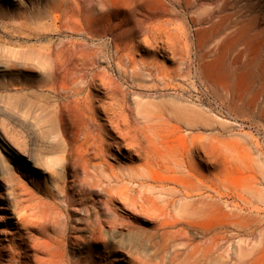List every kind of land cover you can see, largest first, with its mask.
I'll return each instance as SVG.
<instances>
[{"label": "rangeland", "instance_id": "rangeland-1", "mask_svg": "<svg viewBox=\"0 0 264 264\" xmlns=\"http://www.w3.org/2000/svg\"><path fill=\"white\" fill-rule=\"evenodd\" d=\"M0 197L1 264H264V0H0Z\"/></svg>", "mask_w": 264, "mask_h": 264}, {"label": "bare ground", "instance_id": "bare-ground-1", "mask_svg": "<svg viewBox=\"0 0 264 264\" xmlns=\"http://www.w3.org/2000/svg\"><path fill=\"white\" fill-rule=\"evenodd\" d=\"M79 102H80V101H79ZM108 109H109V108H108ZM103 113H104V111H103ZM113 113H114V112H113ZM115 113H116V112H115ZM104 114H105V113H104ZM145 115H146V118H147V114H146V112H145ZM151 115H152V114H151ZM81 116H84V115L81 114ZM113 116H114V115H113ZM116 116H117V115H116ZM117 117H118V116H117ZM117 117H116V118H117ZM158 117H160V116H158ZM162 117H163V116H162ZM96 118H98V117H96ZM143 118H144V117H143ZM153 118H154V117H153ZM153 118H152V117L150 118V116H149V119H153ZM100 119H102V118H100ZM111 119H112V118H110V120H109L110 123L114 126V128L118 129V125L115 123L114 120H111ZM156 119H157V118H156ZM159 119H160V118H159ZM170 119H171V118H169V120H170ZM119 120H120V119H119ZM146 120L149 121L148 119H146ZM124 121H125V120H124ZM142 121H143V120H142ZM144 121H145V120H144ZM147 121H146V122H147ZM152 121H153V122H152ZM152 121L150 120V122L155 123L154 120H152ZM157 121H158V119H157ZM162 121H163V120H162ZM79 122H80V121H79ZM88 122H89V125H88L87 127L85 126L86 129H85V132H84V138H83L84 141H85V143H84V145H85L84 153H85L86 155H91L92 158L95 159V160H101V162L98 163V164H93V165H92L91 168H93V172H94V173L90 171L91 173H93L92 175H90L89 172H88L89 169H88V167H87L88 163L85 161V162H84V165H83V171H84V175H85L86 178L88 177V178H90V179H92V180H95V178H96V179H98V181H101V179L103 180L104 178H99V177L102 175V174H101L102 172L100 171V170H101L100 168H101V167H102V168H103V167H107V164H106V158L108 157V155L106 154V152H105V150H104V147L107 146V144H106V138H103L104 134H103L102 124H99V123H97L96 121H94V120H92V119H91L90 121H88ZM160 122H161V121H160ZM165 122H166V121H165ZM167 122H169V121H167ZM125 123H126V122H125ZM152 123H151V124H152ZM161 123H162V122H161ZM77 124H78V123H77ZM147 124L149 125V122H147ZM147 124H145V126H146ZM167 124H169V123H166V127L168 128V125H167ZM142 125H143V124H142ZM173 125H174V124H173ZM173 125H171V126H173ZM107 126H108V125H107ZM120 126H122V125H120ZM169 126H170V125H169ZM123 127H124V126H123ZM173 127H176V126H173ZM147 128H148V127H147ZM149 128H150V127H149ZM170 128H172V127H170ZM147 130H150V129H147ZM151 130H152V129H151ZM171 130H172V129H171ZM178 130H179V129H178ZM111 131H112V130H111ZM66 132H67V131H66ZM112 132H113V131H112ZM7 133H8V132H7ZM71 133H72V132H71ZM114 133H115V132H114ZM131 133H132V132H131ZM72 134H73V133H72ZM72 134H70V135H72ZM146 134H147V133H146ZM7 135H8V134H7ZM113 135H114V134H113ZM74 136H75V135H74ZM66 137H67V136H66ZM111 137H112V136H111ZM70 138H71V137H70ZM137 138H138V137H137ZM80 139H81V138H80ZM109 139H110V138H109ZM126 139H127V138H126ZM67 140H69V139H67ZM72 140H73V139H72ZM113 140H117V139H113ZM120 140H121V139H120ZM151 140H152V139H151ZM135 141H136V140H135ZM72 142H73V141H72ZM123 142H124V141H123ZM123 142H122V143H123ZM128 143H129V142H128ZM128 143H127V144H128ZM67 144H68V143H67ZM137 144H139V143H137ZM115 145H117V144H115ZM63 146H64V145H63ZM113 146H114V145H113ZM127 146H128V145H127ZM16 148H17V147H16ZM109 148H110V147H109ZM130 148H131V147H130ZM134 148L136 149L135 146H134ZM137 148H138V147H137ZM154 148H156V147H154ZM132 149H133V148H132ZM90 150H91V151H90ZM112 150H113V149H112ZM128 150H129V149H128ZM64 151H65V150H64ZM118 151H120V150H118ZM152 151H153V149H152ZM167 151H168V150H167ZM171 151H172V149H171ZM171 151H170V152H171ZM107 152H108V151H107ZM129 152H130V151H129ZM138 152H139V151H138ZM140 152H141V151H140ZM153 152H154V151H153ZM178 152H179V150H178ZM141 153H142V152H141ZM158 153H159V152H158ZM174 153H175V151H174V152H171V154H173V155H174ZM179 153H180V152H179ZM71 154H72V153H71ZM159 154H162V153H159ZM166 154L168 155V156H166V157H169V158H170L169 155H171V154H169V153H166ZM166 154H165V155H166ZM176 154H177V153H176ZM176 154H175V156H177L176 158L179 159V158H178V155H176ZM140 155H141V154H140ZM162 155H163V154H162ZM165 155H163V156H165ZM68 156H69V155H68ZM146 156H147V155H146ZM136 157H137V155H136ZM141 157H142V156H141ZM147 157H148V156H147ZM155 157H156V156H155ZM155 157H152V159H153V158L155 159ZM173 157H174V156H173ZM182 157L185 158L184 156H182ZM186 157H187V156H186ZM163 158H164V157L161 158V156H158L157 159H160V160L162 159V161L164 162ZM176 158H175V159H176ZM142 160H143V159H142ZM147 160H151V158H150V159H147ZM168 160H169V159H168ZM179 160H181V159H179ZM179 160H175V161L178 162V164H179ZM2 161H3V160H2ZM67 161H70V160L67 159ZM73 161H74V160H73ZM88 161H89V159H88ZM154 161H155V160H154ZM165 161H166V160H165ZM171 161H173V162L175 163L174 159H172V158H171V160H169V162H171ZM3 162H5V161H3ZM3 162H2V163H3ZM142 162H143V161H142ZM155 162H156V161H155ZM67 163H68V162H67ZM158 163H159V162H158ZM174 163H173V165H174ZM182 163H184V162H181V165L179 164L178 166H182ZM6 164H7V163H6ZM69 164H70V163H69ZM170 164H171V163H170ZM185 164H186V163H185ZM187 164H189V163H187ZM163 165H164V164H163ZM173 165H172V166H173ZM5 166H6V165H5ZM66 166H67V165H66ZM66 166H65V167H66ZM69 166H71V165H69ZM76 166H77V165H76ZM165 166H166L167 168H168V167L170 168L169 165H168V166L165 165ZM176 166H177V164H176ZM7 167H8V166H7ZM71 167H72V166H71ZM158 167H159V166H158ZM162 167H163V166H162ZM155 168H156V167H155ZM173 168H174V166L172 167V169H173ZM181 168H182V167H181ZM181 168H180L179 171H181ZM8 169H9V167H8ZM72 169H73V168H72ZM157 169H159V168H157ZM163 169H165V167H164ZM177 169H179V168H177ZM187 169H189V168H187ZM74 170H75V168H74ZM13 171H14V170H13ZM13 171H12V172H13ZM77 171H78V170H77ZM123 171H125V170H123ZM128 171H129V170H128ZM161 171H162V170H161ZM166 171H167V170H166ZM168 171H170V170H168ZM177 171H178V170H177ZM182 171H184L183 168H182ZM99 172H101V173H99ZM121 172H122V170H121ZM125 172H126V171H125ZM131 172H132V170H131ZM131 172H130V174H131ZM154 172H155V171H154ZM154 172H153V173H154ZM171 172H172V171H171ZM171 172H170V173H171ZM5 173H6V171H5ZM10 173H11V171H10ZM10 173H9V175L7 174L9 177H10ZM78 173H79V172H78ZM80 173H81V172H80ZM116 173H117V171H116ZM118 173H119V172H118ZM134 173H135V172H134ZM166 173H167V172H166ZM76 174H77V173H76ZM81 174H82V173H81ZM120 174H121V173H120ZM3 175H4V174H3ZM73 175H74V174H73ZM78 175H80V174H78ZM98 175H100V176H98ZM118 175H119V174H118ZM121 175H122V174H121ZM135 175H136V174H135ZM138 175L140 176V174H138ZM148 175H149V174H148ZM148 175H147V176H148ZM157 175H158V174H157ZM173 175H175V174H173ZM179 175H180V174H179ZM179 175H177V176H179ZM185 175H186V174H185ZM4 176H6V175H4ZM97 176H98V177H97ZM104 176H105V174H104ZM104 176H103V177H104ZM166 176H167V174H166ZM177 176L175 175V177H177ZM19 177H20V176H19ZM113 177H114V176H113ZM113 177H112V178H113ZM120 177H121V176H120ZM131 177H132V176H130V178H131ZM175 177L173 176V179H175ZM182 177H183V176H182ZM182 177H181V175H180V177H177V178H182ZM4 178H5V177H4ZM14 178H15V176H14ZM14 178H12V179L14 180ZM60 178H61V177H60ZM108 178H109V177H108ZM118 178H119V177H118ZM118 178H117V180H118ZM121 178H123V176H122ZM133 178H135V176L132 177V179H133ZM139 178H142V177H139ZM154 178L156 179V177H154ZM177 178H176V179H177ZM2 179H3V178H2ZM114 179H116V177H115ZM128 179H129V178H128ZM137 179H138V178H137ZM137 179H136V180H137ZM152 179H153V178H152ZM170 179H171V178H170ZM170 179H168V180H170ZM15 180H16V179H15ZM17 180H18V179H17ZM106 180H107V179H106ZM126 180H127V179H126ZM130 180H131V179H130ZM144 180H145V177H144ZM147 180H148V178H147ZM177 180H179V179H177ZM133 181H134V179H133ZM133 181H132V183H133ZM159 181H160V180H159ZM170 181H172V179H171ZM179 181L182 182L181 179H180ZM16 182H17V181H16ZM71 182H72V181H71ZM73 182H74V181H73ZM88 182L90 183V181H88ZM107 182H108V181H107ZM112 182H113V181H112ZM115 182H116V181H115ZM137 182H138V180H137ZM154 182H155V181H154ZM180 182H179V183H180ZM12 183L15 184L14 182H12ZM12 183H11V185H12ZM63 183H64V182H63ZM97 183H98V182H97ZM141 183H142V182H141ZM155 183H156V182H155ZM157 183H158V182H157ZM163 183H164V182H163ZM179 183H178V184H179ZM7 184H8V182H7ZM66 184H67V183H66ZM143 184H144V183H143ZM159 184H160V183H159ZM59 185H60V184H59ZM141 185H142V184H141ZM144 185H145V184H144ZM17 186H18V185H17ZM53 186H54V185H53ZM139 186H140V185H139ZM158 186H159V185H158ZM183 186H184V185H183ZM183 186H181V187H183ZM54 187L57 188L56 186H54ZM140 187H141V186H140ZM142 187H143V186H142ZM17 188H18V187H17ZM87 188H88V187H87ZM98 188H99V187H98ZM161 188H162V187H161ZM163 188H165V186H164ZM184 188H185V187H184ZM12 189H13V187H12ZM53 189H54V188H53ZM59 189H60V187H59ZM88 189H89V188H88ZM95 189H96V188H95ZM100 189H101V188H100ZM166 189H167V188H165V191L167 192ZM185 189H186V188H185ZM57 190H58V189H57ZM66 190H67V189H66ZM134 190H136V189H134ZM168 190H169V189H168ZM182 190H183V189H182ZM187 190H188V189H187ZM132 191H133V190H132ZM163 191H164V190H163ZM169 191H170V190H169ZM18 192H19V190H18ZM36 192H37V191H36ZM60 192H63V191H60ZM166 192H165V193H166ZM174 192H175V189H174ZM12 193H13V192H12ZM12 193H10V194H12ZM16 193H17V192H16ZM40 193H42V192H40ZM47 193H48V192H47ZM67 193H68V192H66V194H67ZM101 193H102V192H101ZM106 193H107V191H106ZM137 193H139V192L134 193V195L137 194ZM163 193H164V192H163ZM177 193H178V192H177ZM179 193H180V192H179ZM179 193H178V194H179ZM52 194H53V192H52ZM61 194H62V193H61ZM102 194H103V193H102ZM115 194H116V193H115ZM167 194H169V193H167ZM174 194H175V193H174ZM174 194L172 195V189H171V196H174ZM44 195H45V194H44ZM47 195H48V194H47ZM50 195H51V194H50ZM57 195H58V194H57ZM59 195H60V194H59ZM116 195H117V194H116ZM122 195L124 196L125 194L123 193ZM127 195H128V194H127ZM144 195H145V194H144ZM179 195H181V194H179ZM182 195H183V193H182ZM61 196H63V195H61ZM104 196H106V194H105ZM176 196H177V195H176ZM12 197H13V195H12ZM49 197H50V196H49ZM49 197H48V198H49ZM59 197H60V196H59ZM59 197H58V199H60ZM114 197H115V196H114ZM129 197L131 198V195H130ZM134 197H135V196H134ZM137 197H138V196H137ZM137 197H136V198H137ZM165 197H166V196H165ZM165 197H164V198H165ZM168 197H169V195H168ZM174 197H175V196H174ZM177 197H178V196H177ZM187 197H188V196H187ZM0 198H1V197H0ZM15 198H17L16 195H15ZM19 198H20V197H19ZM53 198H54V197H53ZM111 198H112V197H111ZM111 198H110V199H111ZM127 198H128V196H127ZM139 198H141V196H140ZM142 198H143V197H142ZM169 198H170V197H169ZM175 198H176V197H175ZM182 198H183V197H182ZM67 199H68V198H67ZM113 199H114V198H113ZM121 199H122V198H121ZM146 199H147V198H146ZM166 199H167V198H166ZM173 199H174V198H173ZM173 199H172V200H173ZM199 199H201V198H199ZM16 200H17V199H16ZM16 200H15V201H16ZM62 200H63V199H62ZM132 200H133V198H132ZM140 200H141V199H140ZM143 200H144V199H143ZM168 200H169V199H168ZM181 200H182V199H180V201H181ZM197 200H198V199H197ZM201 200H202V199H201ZM201 200H200V201H201ZM22 201H23V200H22ZM59 201H61V200H59ZM108 201H109V200H108ZM163 201H164V200H163ZM177 201H178V200H177ZM13 202H14V201H13ZM13 202H12V203H13ZM23 202H25V201H23ZM62 202L64 203V201H62ZM111 202H112V201H111ZM114 202H115V201H114ZM128 202H129V200H128ZM139 202H140V201H139ZM164 202H165V201H164ZM183 202H184V206H185V207H184L183 205H182V206H183V208H185V210H186V209H191V208H192V209L194 208V210H195L196 208L198 209V207H196V206L193 207L192 205H190L189 208H187L188 206H186V205H187V204L189 205V203H191L190 201H189V203H186L185 200H184ZM183 202H181V204H183ZM198 202H199V200H198ZM202 202H203V200H202ZM12 203H11V204H12ZM102 203H104V202H102ZM122 203H123V202H122ZM129 203H130V202H129ZM141 203L143 204V202H141ZM167 203H169V202H167ZM194 203L197 204L196 202H194ZM194 203H192V204H194ZM200 203H201V202H200ZM14 204H15V203H14ZM20 204H21V203H20ZM68 204H69V203H68ZM123 204H124V203H123ZM169 204H170V203H169ZM173 204H174V203H173ZM165 205H166V204H165ZM136 206H138V205H136ZM141 206H142V205H141ZM141 206H140V208H141ZM163 206H164V205H163ZM171 206H172V204H171ZM21 207H22V206H21ZM105 207H106V206H105ZM112 207H114V206L112 205ZM122 207H123V206H122ZM166 207H167V206H166ZM179 207H181V206L178 205V207H177L176 209H178ZM200 207H201V206H200ZM3 208H4V207H3ZM5 208H6V207H5ZM7 208H8V207H7ZM107 208H108V207H107ZM107 208H106V209H107ZM181 208H182V207H181ZM183 208H182V209H183ZM109 209H110V207H109ZM137 209H138V208H137ZM141 209H142V208H141ZM163 209H164V208H163ZM176 209H175V210H176ZM182 209H181V210L178 209V210L181 211V212L179 211V212L181 213L180 215H182L184 212L186 213V212L188 211V210H186V211L182 212ZM197 209L195 210V213L197 214V213L200 212V214H202V211H201V210H199V212H196V211H198ZM200 209H201V208H200ZM111 210H112V209H111ZM138 210H139V209H138ZM164 210H166V209H164ZM178 210L175 211V212H178ZM202 210H204L203 207H202ZM247 210H248V209H247ZM247 210H246V211H247ZM113 211H115V210H113ZM169 211H171V210H169ZM190 211L192 212V210H190ZM190 211H189V212H190ZM246 211H245V212H246ZM107 212H108V211H107ZM117 212H118V211H117ZM179 212H178V213H179ZM247 212H248V211H247ZM169 213H170V212H169ZM173 213H174V212H173ZM178 213H177V214H178ZM187 213H188V212H187ZM195 213H194V217L197 216V215H195ZM252 213H254V212H252ZM106 214H107V213H106ZM165 214H166V213H165ZM171 214H172V213H171ZM192 214H193V212H192ZM200 214H198V215L200 216ZM109 215H110V214H109ZM111 215H112V214H111ZM163 215H164V214H163ZM178 215H179V214H178ZM178 215H177V216H178ZM180 215H179V218L181 219ZM187 215L190 216L191 214H186L185 216H184V215H183V216H184V217H188ZM233 215H234V214H233ZM112 216H113V215H112ZM166 216H167V214H166ZM166 216H165V217H166ZM191 216H192V215H191ZM28 217H29V215L26 214V213H24L23 215H20V218H21L20 223L27 222ZM120 217H121V216H120ZM171 217H172V216H171ZM175 217H176V213H175ZM194 217H193V218H194ZM3 218H4V217H3ZM15 218H16V217H15ZM122 218H123V217H122ZM166 218H167V217H166ZM188 218H192V217H188ZM176 219H177V217H176ZM66 220H67V219H66ZM125 220H126V219H125ZM174 220H175V219H174ZM183 220H185V219H183ZM196 220H197V219H196ZM198 220H200V218H198ZM116 221H117V220H116ZM122 221H123V219H122ZM169 221H170V220H169ZM103 222H104V221H103ZM123 222H124V221H123ZM165 222H166V220L163 221V224H164ZM171 222H173L172 224L176 223V222H174V221H171ZM177 222H180V221L177 220ZM189 222H190V221H189ZM189 222H187V223H189ZM66 223H68V221H67ZM105 223H106V222H105ZM125 223H126V221H125ZM181 223H182V222H181ZM184 223L187 224V223H186V220L184 221ZM191 223H192V222H191ZM48 224H49V222H48ZM102 224H103V223H102ZM172 224H171V225H172ZM232 224H235V223H232ZM17 225H18V222H17V221L12 222V220H11V221L8 223V227L6 228V231H4V232L0 231V236H4V239H3V240H1L2 237H1V239H0V256H1V252H2V251H6V250L11 251L12 254L15 253V250H16V246H15V244H14L15 241L12 239V238L14 237L15 234L12 233V232H13V231L15 232V231L18 229V228H17ZM44 225H46V227L49 226V225L47 226V224H44ZM51 225H52V224H51ZM67 225H68V224H67ZM67 225H66V226H67ZM122 225H123V224H122ZM164 225L166 226V224H164ZM164 225H162V226H164ZM167 225H168V224H167ZM104 226H105V225H104ZM168 226H170V225H168ZM173 226H174V225H173ZM173 226H172V227H173ZM180 227H181V226H180ZM182 227H183V226H182ZM182 227H181V228H182ZM188 227H189V226H188ZM33 228H34V227H33ZM164 228H165V227H164ZM60 229H61V228H60ZM74 229H75V228H74ZM182 229H183V228H182ZM40 230H41V229H40ZM178 230H179V229H178ZM180 230H181V229H180ZM180 230H179V231H180ZM185 230H187V229H185ZM28 231H29V230H28ZM64 231H65V230H64ZM82 231H83V230H82ZM175 231H176V230H175ZM183 231H184V230H183ZM183 231H182V232H183ZM19 232H20V231H19ZM53 232H54V230H53ZM56 232H57V231H56ZM76 232H77V231H76ZM79 232H80V231H79ZM221 232H222V231H221ZM37 233H38V232H37ZM43 233H44V232H43ZM59 233H60V231H59ZM59 233H58V234H59ZM98 233H99V232H98ZM102 233H105V232H102ZM162 233H164V232H162ZM165 233H166V232H165ZM180 233H181V232H180ZM183 233H184V232H183ZM231 233H233V232H231ZM32 234H33V233H32ZM38 234H40V233H38ZM46 234H47V233H46ZM48 234H49V233H48ZM48 234H47V235H48ZM84 234H86V233H84ZM100 234H101V232H100ZM100 234H99V235H100ZM216 234H217V233H216ZM226 234H227V233H226ZM20 235H21V234H20ZM47 235H46V236H47ZM49 235H50V234H49ZM217 235H219V234H217ZM223 235H225V234H223ZM42 236H43V235H42ZM50 236H51V235H50ZM187 236H188V235H187ZM211 236H212V235H211ZM214 236H215V235H214ZM221 236H222V234H221ZM15 237H16V236H15ZM17 237H19V236H17ZM20 237H21V236H20ZM69 237H70V236H69ZM163 237H164V236H163ZM163 237H162V238H163ZM168 237H171V235H170V236H167V235H166V238H168ZM215 237H216V236H215ZM54 238H55V237H54ZM70 238H71V237H70ZM86 238H87V237H86ZM174 238H175V236H174ZM209 238H214V237H209ZM221 238H222V237H221ZM221 238H220V239H221ZM172 239H173V234H172ZM172 239H171V240H172ZM207 239H208V238H207ZM29 240H30V239H29ZM83 240H84V239H83ZM85 240H86V239H85ZM102 240H103V239H101V241H102ZM176 240H178V239H176ZM179 240L181 241L182 239H179ZM179 240H178V241H179ZM187 240H188V239H187ZM201 240H202V239H201ZM201 240H200V241H201ZM205 240H206V239H205ZM205 240H204L203 242H205ZM212 240H213V239H212ZM212 240L209 239V240H206V242H208V241L210 242V241H212ZM90 241H91V240H90ZM160 241H161V240H160ZM189 241H190V240H189ZM189 241H188V242H189ZM2 242H6V245H3ZM24 242H25V241H24ZM80 242H81V241H80ZM103 242H104V241H103ZM170 242H171V241H170ZM219 242H221V241H219ZM223 242H224V241H223ZM29 243H30V242H29ZM93 243H94V242H93ZM95 243H96V242H95ZM163 243H164V242H163ZM168 243H169V242H168ZM168 243H167V244H168ZM176 243H177V242H176ZM25 244H27V243H25ZM54 244H55V243H54ZM86 244H87V243H86ZM167 244H166V245H167ZM178 244H179V243H177V245H178ZM180 244H181V243H180ZM200 244H201V243H200ZM207 244H208V243H207ZM207 244H206V245H207ZM214 244H215V243H213V245H214ZM236 244H238V243H236ZM16 245H17V244H16ZM28 245H29V244H28ZM177 245H176V246H177ZM186 245H187V243H186ZM204 245H205V244H204ZM204 245H203V246H204ZM216 245H217V244H216ZM238 245H239L238 247H239L240 249H239L238 247H237V248H238L239 250H241V248H243V247L245 246V245H244V246L241 247V243L238 244ZM251 245H252V244H251ZM253 245H254V244H253ZM29 246H30V245H29ZM158 246H159V244H158ZM160 246H161V243H160ZM162 246H164V244H163ZM162 246H161V248H162ZM178 246H179V245H178ZM188 246H189V245H188ZM198 246H199V245H195V246H194V249H195L196 247H198ZM226 246H227V245H226ZM233 246H234V245H233ZM249 246H250V243H249ZM17 247H18V246H17ZM35 247H36V246H35ZM183 247H184V246H183ZM183 247H182V248H183ZM190 247H191V246H190ZM234 247H235V246H234ZM252 247H253V246H252ZM255 247H256V246H254V248H255ZM32 248H33V247H32ZM67 248H68V247H67ZM85 248H86V247H85ZM166 248H167V247H166ZM166 248H165V249H166ZM191 248H192V247H191ZM200 248H202V247H200ZM200 248H199V249H200ZM203 248H204V247H203ZM214 248H215V247H214ZM232 248H233V247H232ZM235 248H236V247H235ZM250 248H251V247H250ZM250 248H248V249H250ZM24 249H25V248H24ZM33 249H34V248H33ZM71 249H72V248H71ZM189 249H190V248H189ZM226 249H227V248H226ZM238 249H237V250H238ZM31 250H32V249H31ZM170 250H171V248H170ZM190 250H191V249H190ZM224 250H225V249H224ZM231 250H232V249H231ZM252 250H253V249H252ZM26 251H27V250H26ZM33 251H34V250H33ZM161 251H162V250H161ZM164 251H165V250H164ZM164 251H163V253H164ZM166 251H167V250H166ZM191 251H192V250H191ZM198 251H199V250H198ZM226 251H227V250H226ZM241 251H242V250H241ZM241 251H240V252H241ZM22 252H23V251H22ZM34 252H36V251H34ZM86 252H87V251H86ZM183 252H184V254H185V253L188 252V251H186V252L183 251ZM201 252H202V251H201ZM227 252H228V251H227ZM230 252H231V251H230ZM233 252L235 253L236 251L233 250ZM240 252H238V253H240ZM8 253H9V252H8ZM29 253H30V252H29ZM29 253H28V254H29ZM67 253H68V251H67ZM163 253H162V254H163ZM165 253H166V252H165ZM189 253H190V252H189ZM222 253H223V252H222ZM224 253H226V252H224ZM241 253H243V251H242ZM246 253H247V252H246ZM26 254H27V253H26ZM198 254H199V253H198ZM247 254H249V253H247ZM39 255H40V254H39ZM68 255H70V254H68ZM137 255H138V254H137ZM187 255H188V254H187ZM218 255H219V254H218ZM237 255L239 256V259H240V258H241V257H240V254H237V252H236V256H237ZM30 256H31V255H30ZM160 256H161V255H160ZM195 256H197V255L195 254ZM225 256L227 257L226 254L224 255V257H225ZM228 256H229V255H228ZM230 256H231V255H230ZM248 256H249V255H248ZM10 257H11V255H10ZM12 257H13V255H12ZM28 257H29V256H28ZM55 257H56V256H55ZM64 257H65V256H64ZM68 257H69V256H68ZM78 257H79V256H78ZM219 257H220V255H219ZM233 257H234V256H233ZM243 257H245V254L243 255ZM7 258H9V257H7ZM15 258H16V257H15ZM128 258H129V256H128ZM131 258H132V257H131ZM131 258H130V259H131ZM161 258H162V256H161ZM194 258H195V257H194ZM20 259H21V258H20ZM73 259H74V258H73ZM75 259H76V258H75ZM79 259H80V258H79ZM84 259H86V258H84ZM139 259H140V256H139ZM227 259H228V258H227ZM230 259H231V258H230ZM235 259H236V258H235ZM239 259H238V260L236 259L237 264H242V261L240 260V261H241V262H240ZM242 259L245 260V259H248V258L246 257V258H242ZM6 260H7V259H6ZM12 260H13V259H11L10 262H11ZM135 260H136V259H135ZM142 260H143V259H142ZM244 260H243V261H244ZM1 261H2V260L0 259V264H1ZM14 261H16V259H15ZM24 261H26V260H24ZM32 261H33V259H32ZM81 261H82V260H81ZM83 261H84V260H83ZM88 261H89V260H88ZM90 261H91V260H90ZM131 261H132V260H131ZM136 261H137V260H136ZM136 261H135V262H136ZM4 262H5V260H4ZM78 262H79V261H78ZM139 262H140V261H139ZM141 262H142V261H141ZM146 262H147V261H146ZM16 263H18V262H16ZM26 263H27V262H26ZM30 263H31V262H30ZM87 263H88V262H87ZM92 263H94V262H92ZM230 263H232V262L230 261ZM251 263H253V262H251ZM251 263H248V264H251ZM63 264H64V262H63ZM88 264H89V263H88ZM135 264H136V263H135ZM139 264H140V263H139ZM146 264H148V262H147ZM246 264H247V263H246Z\"/></svg>", "mask_w": 264, "mask_h": 264}]
</instances>
